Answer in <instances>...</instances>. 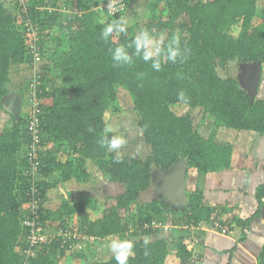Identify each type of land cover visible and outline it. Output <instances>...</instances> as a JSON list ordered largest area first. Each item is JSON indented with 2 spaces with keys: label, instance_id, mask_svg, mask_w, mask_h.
<instances>
[{
  "label": "trees",
  "instance_id": "1",
  "mask_svg": "<svg viewBox=\"0 0 264 264\" xmlns=\"http://www.w3.org/2000/svg\"><path fill=\"white\" fill-rule=\"evenodd\" d=\"M103 1L68 0L60 8L58 0H30L23 12L9 10L0 0V112L10 99L13 66L40 65L42 72L35 85L41 92L37 96L36 180L30 176L32 136L27 114L20 108L17 115H11V125L0 133V264L25 263L23 220L31 187L43 202L61 183L83 184L89 178L90 165L121 191L106 196L101 204L90 196L72 204L62 201L55 211L44 210L40 203V222L58 220L60 228H76L95 241L131 240L134 255L128 264H168L172 260L199 264L191 235L201 226L214 230L219 225L227 229V235L245 239L244 230L252 218H225L222 209L206 204L204 190L193 182L194 177L220 173L231 166L232 145L216 139L217 129L264 135V100H251L238 81L221 74L229 63L259 62L261 70L264 68V0H150L148 16L127 23V31L114 33L107 43L99 38L100 31L117 17L123 18L124 12L108 16L98 8ZM98 13L107 18L101 20ZM140 29H148L161 45L178 34L186 59L175 64L164 61L158 72L151 62L139 58L130 66L113 67L108 49L127 44ZM46 44L53 46L48 55ZM33 45L38 48L37 57L31 53ZM49 76L62 86L45 90ZM181 90L190 98L188 104L178 102ZM29 91L30 85L19 96L27 106ZM120 92L131 100L148 153L144 158L120 156V163H115V154L101 148L97 140L106 128L105 113L119 109ZM182 105L190 111L201 109L202 121H212L208 137L195 127L191 114L174 112L175 106ZM179 160L188 162V205L175 208L155 197L142 201L154 170L167 171ZM254 196L261 206L264 182ZM153 221L169 225V229L153 227ZM79 245L75 240L63 244L62 239L43 243L34 248L35 256L27 264H56L74 256L86 259L88 254ZM263 259L264 250L259 264H264ZM89 264L116 261L110 253Z\"/></svg>",
  "mask_w": 264,
  "mask_h": 264
},
{
  "label": "rangeland",
  "instance_id": "2",
  "mask_svg": "<svg viewBox=\"0 0 264 264\" xmlns=\"http://www.w3.org/2000/svg\"><path fill=\"white\" fill-rule=\"evenodd\" d=\"M3 3L6 4V7L9 8V10L14 11L18 9L17 5L14 3L15 0H1ZM59 7L62 8L66 5V2L68 0H58ZM150 0H126L127 7L124 11L123 18L127 20V23L133 24L136 22L141 21L142 19L146 18L148 16V5ZM96 10V8H95ZM98 16L101 20H105L107 17L105 14H99ZM46 50L45 55L50 54V48L52 49L53 46H50L49 44H46ZM44 59V58H43ZM45 60V59H44ZM43 65V63H41ZM40 66V65H39ZM39 66L36 65L35 67L31 68L29 66H20L15 67L13 66L10 69V83H9V90H10V96L14 102H16L14 114H18V110L21 108L23 113L28 114V108L27 105L22 101V97L19 98L23 90H26L28 88V85L32 81V78L42 74L41 71H39ZM244 67H247L245 65L241 64H235V63H229L225 69L221 70V74L224 77H233L236 81L240 83V80L242 83H245L250 89L252 87V83H248L252 78V70L248 73H244L246 71ZM46 89L51 88H58L61 87L62 84L54 80L53 78L46 77ZM24 93V92H23ZM255 97L263 99L264 100V68H262L260 73V82L257 86V92L255 94ZM10 99V100H11ZM26 101V100H24ZM20 102V103H19ZM19 103V104H18ZM22 106H20V104ZM118 110L116 112H107L105 114V122L106 127L112 128L111 135H122L126 139V144L124 147L120 150V156L121 157H140L144 158L147 153V147L143 143V139L141 136V133L138 130V118L135 115V113L132 110V104L129 97L124 93L120 92L118 96ZM8 110L10 108L7 106L5 107ZM174 112L178 115H184V114H191L192 119L194 120V124H197V127H199V132L204 137H208L211 133V130L213 129L212 121L206 120L202 121V110L196 109L193 111H190V109L187 106H175L173 108ZM5 112H8L4 109ZM2 111L0 112V115L4 116L3 120L0 121V129H4L7 126H10L12 121L10 120L7 114ZM4 114V115H3ZM28 116V115H27ZM219 129L216 130V139L220 140V135H218ZM2 130H0V133ZM220 132V131H219ZM222 140L225 139H232L231 136H226V134H221ZM224 142L225 141H221ZM227 143V142H226ZM61 158V157H60ZM62 160L64 158H61ZM89 178L83 183V184H77L74 181L68 182L67 186H64L65 183H61L57 186L55 189H51L47 194V200H42V206L44 210H57L60 206L62 201H67L68 203H73L75 200H79L84 196H90L95 201L98 202V204H101L106 196H111L118 194L121 191V188L118 185L110 184L108 181V177L100 170H98L97 167L94 165L89 166ZM203 177V176H202ZM200 177V178H202ZM205 177V176H204ZM199 178V180H200ZM198 180L194 177L193 184L197 183ZM155 183H151L150 188L147 190L146 193H144L141 196L142 201H148L151 198H154L156 196L155 188H157ZM188 181L189 187L192 186ZM198 185V184H196ZM64 197V198H63ZM27 208V205H26ZM95 217H93L94 219ZM76 221V216L73 219ZM42 226L45 228V232L47 234L55 232L54 229L58 228L60 222L58 220H43ZM112 239L111 238H105L103 240L95 241V239H89V238H83L82 243H80V248L84 250L88 256L86 259L83 258H76L69 257L66 260H61L57 262L56 264H89L93 260L97 258H105L108 254L111 252L109 251L108 244L110 243ZM168 264H179L178 261H169Z\"/></svg>",
  "mask_w": 264,
  "mask_h": 264
},
{
  "label": "crops",
  "instance_id": "3",
  "mask_svg": "<svg viewBox=\"0 0 264 264\" xmlns=\"http://www.w3.org/2000/svg\"><path fill=\"white\" fill-rule=\"evenodd\" d=\"M10 99L4 103L8 111L4 112L9 118L16 106ZM7 106L10 110L5 108ZM3 118L5 115H0V121ZM219 131L218 141L232 145L231 166L220 173L198 178L196 184L204 190L206 204L222 209L225 218L252 219L244 230L242 241L237 234L223 235L207 226L194 229L191 235L194 258L199 264H259L264 250V203L258 206L254 194L264 182V135L224 128ZM223 133L232 139L222 140Z\"/></svg>",
  "mask_w": 264,
  "mask_h": 264
},
{
  "label": "clouds",
  "instance_id": "4",
  "mask_svg": "<svg viewBox=\"0 0 264 264\" xmlns=\"http://www.w3.org/2000/svg\"><path fill=\"white\" fill-rule=\"evenodd\" d=\"M108 9L110 15L116 14L118 11L116 0H109ZM126 31L127 20L117 17L105 24L100 31L99 38L107 43L114 33H125ZM108 55L113 67L122 68L130 66L133 64L134 58H139L145 63L151 62L152 69L157 72L161 70L164 61L175 64L183 62L186 59L180 47L178 34H173L167 44L161 45V42L148 29H140L127 44L110 47ZM177 100L181 104H188L190 102V98L183 90L178 92ZM89 130L91 131V129ZM111 132L112 128H104L103 135L100 136L97 143L101 148L106 149L107 152L114 153V162L120 163V150L126 144V139L122 135H109ZM148 243V239H145L144 244L147 245ZM108 248L116 264H128L129 258L134 255V244L128 239H113L108 244ZM144 255H148L147 248L144 251Z\"/></svg>",
  "mask_w": 264,
  "mask_h": 264
},
{
  "label": "built area",
  "instance_id": "5",
  "mask_svg": "<svg viewBox=\"0 0 264 264\" xmlns=\"http://www.w3.org/2000/svg\"><path fill=\"white\" fill-rule=\"evenodd\" d=\"M117 2V8L118 11L115 15H110L108 4L109 0H104L98 8L102 11H104L108 16L115 17L119 15L120 13L124 12L126 9V0H116ZM30 0H15V4L17 5L18 9H20L23 12H26L29 6ZM34 38L36 37V33L32 35ZM31 53L34 55V57L38 56V48L36 45L31 46ZM35 67V66H34ZM41 75V74H40ZM40 75L32 78V81L30 82V91H29V98H28V124H29V130L30 135L32 136V143L30 145L31 152L29 153L30 157V176L31 180H36L37 173L39 171V155H38V132H37V126L39 122V104L40 101L37 99V96L41 93L35 89L36 80L39 79ZM32 192L27 202V210L28 213L24 217L23 225L26 228L25 233V239L24 243L26 245V248L23 250V253L26 255L25 263H28L29 258L35 256V247L41 246L43 243H53V241L62 239L63 244L66 242L69 243L71 240L79 241L82 243L83 238H89L93 239L91 236H87L86 234H83L82 232L78 231V229L73 228L71 229H64L63 227L60 228L58 226V229L50 234H47L45 232V228L42 226V222L39 220V214H40V201L41 199L38 196V191L35 190V188L32 186ZM152 226L156 228H162L163 230H168L169 225H161L160 223H157L155 221L152 222ZM68 228V227H66ZM216 228V229H215ZM219 225L214 226V231L217 233H221L223 235H227V229L226 228H220Z\"/></svg>",
  "mask_w": 264,
  "mask_h": 264
},
{
  "label": "water",
  "instance_id": "6",
  "mask_svg": "<svg viewBox=\"0 0 264 264\" xmlns=\"http://www.w3.org/2000/svg\"><path fill=\"white\" fill-rule=\"evenodd\" d=\"M244 67L246 71L244 73H248L252 70V78L248 82L252 83V87L248 89L245 83H242L240 80V87L248 92L251 100L255 97L257 92V86L260 82V73H261V65L259 62L252 65H245ZM106 114V113H105ZM197 127V124H194ZM187 167L188 162L186 160H179L176 165L172 166L167 171L161 172L158 170H154L152 175V183L157 186L155 188L156 196L155 198L161 199L164 202L168 203L170 206L178 208V207H186L188 205V199L186 195L185 182L187 175Z\"/></svg>",
  "mask_w": 264,
  "mask_h": 264
}]
</instances>
